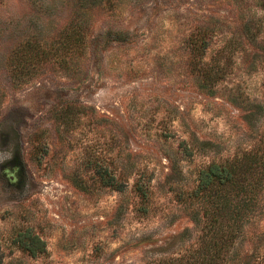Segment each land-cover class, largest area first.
I'll return each mask as SVG.
<instances>
[{
  "label": "rangeland",
  "instance_id": "374dc122",
  "mask_svg": "<svg viewBox=\"0 0 264 264\" xmlns=\"http://www.w3.org/2000/svg\"><path fill=\"white\" fill-rule=\"evenodd\" d=\"M263 133L264 0H0V264L183 255ZM261 195L228 264H264Z\"/></svg>",
  "mask_w": 264,
  "mask_h": 264
},
{
  "label": "trees",
  "instance_id": "16d2710c",
  "mask_svg": "<svg viewBox=\"0 0 264 264\" xmlns=\"http://www.w3.org/2000/svg\"><path fill=\"white\" fill-rule=\"evenodd\" d=\"M26 66V62H18L16 70ZM259 136L263 141L264 133ZM240 153H235L228 163L213 162L200 173L194 191L200 202L203 200L204 210V225L202 233H198V244L188 245L187 253L183 255H172L154 264H228V254L234 245L240 220L256 212L264 188V153L253 152V149ZM110 179V185L114 186V177ZM136 185L142 196L147 195L145 182ZM34 238L44 244L40 238ZM33 245L32 240L24 247L35 254L40 248Z\"/></svg>",
  "mask_w": 264,
  "mask_h": 264
}]
</instances>
